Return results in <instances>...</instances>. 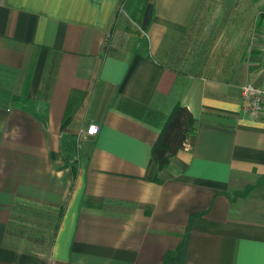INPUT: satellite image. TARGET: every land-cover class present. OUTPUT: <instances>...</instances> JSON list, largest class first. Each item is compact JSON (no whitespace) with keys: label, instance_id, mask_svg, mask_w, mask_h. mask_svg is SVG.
Masks as SVG:
<instances>
[{"label":"crops","instance_id":"0c3cea01","mask_svg":"<svg viewBox=\"0 0 264 264\" xmlns=\"http://www.w3.org/2000/svg\"><path fill=\"white\" fill-rule=\"evenodd\" d=\"M247 82L264 0H0V264H264ZM178 104L196 130L158 170Z\"/></svg>","mask_w":264,"mask_h":264},{"label":"trees","instance_id":"16d2710c","mask_svg":"<svg viewBox=\"0 0 264 264\" xmlns=\"http://www.w3.org/2000/svg\"><path fill=\"white\" fill-rule=\"evenodd\" d=\"M195 130L194 115L185 106L175 105L152 146V156L157 162L158 170L163 169L171 157L183 148L185 141Z\"/></svg>","mask_w":264,"mask_h":264},{"label":"built area","instance_id":"2783aa9c","mask_svg":"<svg viewBox=\"0 0 264 264\" xmlns=\"http://www.w3.org/2000/svg\"><path fill=\"white\" fill-rule=\"evenodd\" d=\"M240 90L242 112L248 119L264 123V88L247 82L241 86ZM86 132L90 135L96 134L98 125L91 123ZM183 147L188 148L186 141Z\"/></svg>","mask_w":264,"mask_h":264}]
</instances>
